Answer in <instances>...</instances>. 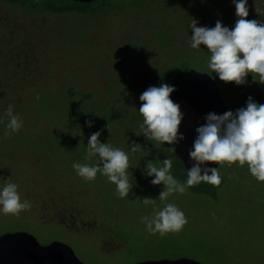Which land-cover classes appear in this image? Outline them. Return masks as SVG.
Returning <instances> with one entry per match:
<instances>
[{"label": "rangeland", "instance_id": "374dc122", "mask_svg": "<svg viewBox=\"0 0 264 264\" xmlns=\"http://www.w3.org/2000/svg\"><path fill=\"white\" fill-rule=\"evenodd\" d=\"M114 1L120 10L66 16L0 6V187L17 184L31 203L19 215L0 214V236L23 230L41 246L63 243L83 264H264V182L247 165L225 164L215 197L188 188L161 202L163 184L153 185L144 170L149 161L161 166L167 144L137 135L139 96L171 85L172 71L208 74L227 111L246 107L249 97L264 104V85L251 74L244 85L223 82L208 68L206 46L189 45L192 19L234 27L233 0ZM248 9L247 19L264 23V0H248ZM9 105L23 122L17 132L6 127ZM97 131L101 142L129 154L126 198L105 176L85 181L72 167L97 163L84 158ZM144 198L155 200L144 205ZM167 203L187 224L178 233H149L141 218Z\"/></svg>", "mask_w": 264, "mask_h": 264}, {"label": "clouds", "instance_id": "9594fccd", "mask_svg": "<svg viewBox=\"0 0 264 264\" xmlns=\"http://www.w3.org/2000/svg\"><path fill=\"white\" fill-rule=\"evenodd\" d=\"M237 20L231 29L217 21L214 27L197 26L192 19L191 39L189 45L194 50L206 46L210 53L208 68L223 82H235L244 85L251 74L255 83L264 85V23L249 16L248 0H233ZM261 15L260 11L257 10ZM177 89L173 85L162 83L159 87L151 86L145 90L139 100L142 102L138 111L143 118L140 125L141 134L156 144L176 145L184 139L180 132L183 113L180 105L171 99ZM39 99V97H37ZM9 117L7 128L12 132L19 131L23 122L9 105L6 110ZM206 123L196 129L198 133L189 158L192 166L188 169L184 183L176 180L171 174L172 160L164 159L161 166L152 161L146 164L144 174L152 178L153 185L163 184L159 200L164 202L174 193L183 194L188 188L207 183L219 186L221 183L220 168L225 164L247 165L250 174L259 182H264V104L257 103L252 97L246 107L229 110L223 114L214 112L205 116ZM89 127L91 121L86 122ZM110 128V126H109ZM101 132L93 133L87 142L85 160L98 158L96 164L73 163L76 174L85 181H93L99 173L116 186V194L123 199L129 196L133 184L128 177L130 168L129 154L109 142L100 140ZM139 145L132 147L135 152ZM175 152V148L172 147ZM218 167H211L209 163ZM153 198H144L143 204L154 203ZM31 208L28 200H21L18 185L6 183L0 187V214L19 215L21 211ZM152 217H142L149 233L164 236L178 233L187 224L182 210L175 204L167 203L163 208H154Z\"/></svg>", "mask_w": 264, "mask_h": 264}, {"label": "water", "instance_id": "95a60500", "mask_svg": "<svg viewBox=\"0 0 264 264\" xmlns=\"http://www.w3.org/2000/svg\"><path fill=\"white\" fill-rule=\"evenodd\" d=\"M77 3L90 4L97 0H71ZM177 89L171 99L180 105L183 120L180 132L184 139L173 145L175 156L184 165L185 170L191 168L189 151L192 150L198 133L196 129L206 123L209 113L223 114L227 111L215 81L206 73L195 70L179 73L172 81ZM211 167H218L209 163ZM0 264H83L74 251L60 242L41 246L31 235L18 232L0 236ZM137 264H201L189 259L177 261H147Z\"/></svg>", "mask_w": 264, "mask_h": 264}, {"label": "trees", "instance_id": "16d2710c", "mask_svg": "<svg viewBox=\"0 0 264 264\" xmlns=\"http://www.w3.org/2000/svg\"><path fill=\"white\" fill-rule=\"evenodd\" d=\"M0 6L8 10L15 8V9H23L27 12H37L40 14L50 13L60 16H66L71 13L88 15L98 12L106 13L109 11H116L118 9L120 10V8L116 9L118 5L115 4L114 0H97L90 4L77 3L71 0H0ZM186 66L187 65H185V67ZM170 70L172 71L173 69ZM165 74L166 72L164 73V75ZM169 74H170L169 82L171 84L172 80L179 73L175 75L172 71ZM62 109L63 108H61V110ZM108 118L109 117L105 118L102 116L101 120L103 121V123H106ZM172 147L173 145H168V144L164 147L163 150L164 157L162 158V160L167 158H170L172 160L173 164H172L171 172L173 173L176 180L180 181L181 183H184L187 179V172L184 168L183 163L178 158H176ZM221 183L219 186H212L207 183H201L200 185L193 186L189 189L192 190V192L195 194H204V195H209L210 197H215V192L217 188L221 186ZM18 232H23V230L21 231L18 230L16 232H11V233H18Z\"/></svg>", "mask_w": 264, "mask_h": 264}, {"label": "flooded vegetation", "instance_id": "af4514ba", "mask_svg": "<svg viewBox=\"0 0 264 264\" xmlns=\"http://www.w3.org/2000/svg\"><path fill=\"white\" fill-rule=\"evenodd\" d=\"M161 261V260H160Z\"/></svg>", "mask_w": 264, "mask_h": 264}]
</instances>
